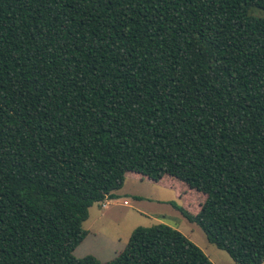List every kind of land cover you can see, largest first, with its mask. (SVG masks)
<instances>
[{"label": "trees", "instance_id": "16d2710c", "mask_svg": "<svg viewBox=\"0 0 264 264\" xmlns=\"http://www.w3.org/2000/svg\"><path fill=\"white\" fill-rule=\"evenodd\" d=\"M264 0H0V264H213L177 229L76 258L128 177L204 196L200 227L264 263ZM133 199L140 200L139 197Z\"/></svg>", "mask_w": 264, "mask_h": 264}, {"label": "rangeland", "instance_id": "374dc122", "mask_svg": "<svg viewBox=\"0 0 264 264\" xmlns=\"http://www.w3.org/2000/svg\"><path fill=\"white\" fill-rule=\"evenodd\" d=\"M252 14L264 17V11L259 9H252ZM125 191L130 194L120 195ZM117 194L120 196L117 200L95 203L89 208L88 218L82 224L87 236L74 250L76 258L91 255L101 262H108L125 248L135 228L161 222L178 227L213 264H234L227 253L207 241L199 226L188 222L174 207V204L176 207L184 205L195 214L204 200L203 195L169 177L152 184L131 176ZM136 195L140 200L133 199Z\"/></svg>", "mask_w": 264, "mask_h": 264}, {"label": "crops", "instance_id": "0c3cea01", "mask_svg": "<svg viewBox=\"0 0 264 264\" xmlns=\"http://www.w3.org/2000/svg\"><path fill=\"white\" fill-rule=\"evenodd\" d=\"M129 194H130V193H128V192L125 191V192L121 193L120 195L126 196V195H129ZM117 195L119 196V194H117ZM132 195H133V193H132ZM132 197L134 198V197H139V196L136 195V196H132ZM119 198H120V196H119ZM116 200H117V199H116ZM137 201H138V200H137ZM140 213H141V212H140ZM140 215H141V214H140ZM141 216H142V215H141ZM143 216H144V215H143ZM160 223H161V222H160ZM164 224H166V223H164ZM167 225H168V224H167ZM169 226H171V225H169ZM171 227H173V226H171ZM173 228H175V229H177L178 231H180V230L178 229V227H176V226L173 227Z\"/></svg>", "mask_w": 264, "mask_h": 264}]
</instances>
